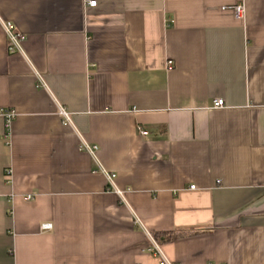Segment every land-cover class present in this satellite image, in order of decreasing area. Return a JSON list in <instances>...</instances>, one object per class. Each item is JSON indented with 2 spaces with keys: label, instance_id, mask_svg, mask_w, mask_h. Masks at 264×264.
I'll use <instances>...</instances> for the list:
<instances>
[{
  "label": "crops",
  "instance_id": "1",
  "mask_svg": "<svg viewBox=\"0 0 264 264\" xmlns=\"http://www.w3.org/2000/svg\"><path fill=\"white\" fill-rule=\"evenodd\" d=\"M0 17L24 37L9 54L0 25L17 113L0 264H264V0H0Z\"/></svg>",
  "mask_w": 264,
  "mask_h": 264
},
{
  "label": "built area",
  "instance_id": "2",
  "mask_svg": "<svg viewBox=\"0 0 264 264\" xmlns=\"http://www.w3.org/2000/svg\"><path fill=\"white\" fill-rule=\"evenodd\" d=\"M89 6L90 7H96L97 6V2L96 1H90L89 2ZM223 10H231L232 13H234L235 17L239 20H243L245 17V13H246V9H245V5L243 4H237L231 7H225ZM0 25L3 27L7 38H8V43H7V52L9 54H24L23 51V47L22 44L24 42V37L23 35H21V33L18 31V29L11 23V22H6L3 21V19L0 17ZM169 65H172V62H169ZM41 82L42 85L44 83L43 79L41 78ZM225 101L223 99H216L214 101V108L215 109H223L225 108ZM1 116L4 119V126H5V138H9L10 137V131H11V125L14 121V119L17 117V113L14 110H6L0 113ZM59 115L62 117L63 119V123L65 125L71 126L72 120L70 117V114L62 107H60L59 109ZM139 133L141 136H146L147 133L144 130L139 129ZM81 150H84L86 152H88L89 154H91L92 156H95L96 152L98 151V147L96 146H91L89 144H87L86 142H82L81 144ZM108 178V181L110 182L109 184H111V186H114V179L116 178L115 174H108L106 171H103ZM7 177L10 178L11 174H9V171H7ZM192 190H195V186L191 187ZM120 195L121 192L117 191ZM32 196H29L28 199H32ZM52 225L51 224H44L41 226V230L42 231H50L52 230ZM148 236L150 239L151 235L148 233ZM152 242L154 244V247L149 248V252L153 253V254H157L160 255L164 258L161 249L159 248V246L154 242V240L152 239ZM163 264H171L167 259L164 258L163 260Z\"/></svg>",
  "mask_w": 264,
  "mask_h": 264
},
{
  "label": "trees",
  "instance_id": "3",
  "mask_svg": "<svg viewBox=\"0 0 264 264\" xmlns=\"http://www.w3.org/2000/svg\"><path fill=\"white\" fill-rule=\"evenodd\" d=\"M202 233L203 232H196V233H193V234L192 233H187V234L186 233H179V234L169 233V234L163 235L162 238H159L160 236H158V235L155 238L163 240L162 242H172V241L177 240L178 238H181V237H183L185 235H187V236H191L192 235L193 236V235H199V234H202Z\"/></svg>",
  "mask_w": 264,
  "mask_h": 264
}]
</instances>
